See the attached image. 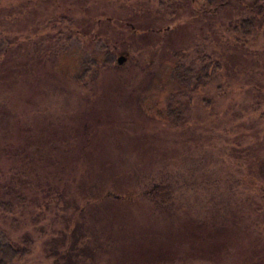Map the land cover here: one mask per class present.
I'll list each match as a JSON object with an SVG mask.
<instances>
[{"label": "rangeland", "instance_id": "rangeland-1", "mask_svg": "<svg viewBox=\"0 0 264 264\" xmlns=\"http://www.w3.org/2000/svg\"><path fill=\"white\" fill-rule=\"evenodd\" d=\"M70 1L0 0V53L28 40L0 56V242L30 239L16 264H51L70 200L101 183L80 230L114 245L108 264H264V20L245 38L234 3ZM156 7L154 33H129L127 9L142 27ZM179 60L199 85L174 80Z\"/></svg>", "mask_w": 264, "mask_h": 264}, {"label": "trees", "instance_id": "trees-1", "mask_svg": "<svg viewBox=\"0 0 264 264\" xmlns=\"http://www.w3.org/2000/svg\"><path fill=\"white\" fill-rule=\"evenodd\" d=\"M41 0H35V2H38ZM45 2H49V0H43ZM53 1V3L57 2H71L70 0H50ZM76 1V0H75ZM52 3V2H51ZM234 3V7L236 8H243L246 12V16H240L239 21H237V24L232 26V28L235 30V33L239 34L243 37H248L251 34L252 30H255L257 27H263V20H264V0H204L202 3L203 12L207 11L209 7H212L215 9L214 13H217L220 9H229V6ZM176 3H171L172 6L171 12H176ZM207 9V10H206ZM12 10L13 7L11 5H8L7 7L2 5L0 2V23L8 20H12L14 16H12ZM156 12L153 15H148L147 21H145V24L140 27V24L138 22H134V18L138 17L137 11H131L130 9H127V15L125 17L128 19L129 22H132L133 24L129 25V33L133 34V30L142 28V32L145 34V32H150L151 34L153 32L152 26L156 23V20L158 18H163L165 11L161 10L159 7H156L154 9ZM217 10V11H216ZM17 17V15H15ZM20 16V15H19ZM12 17V18H11ZM17 20V19H14ZM171 23V24H175ZM177 24V23H176ZM175 24V25H176ZM83 26H86L82 24ZM83 31H86V27L82 28ZM8 42L4 49H2V53H0V56L2 57L3 54L7 52H15L16 47H20V45H25L28 40H21L13 38L12 36L7 38ZM13 46V47H11ZM30 51H34L33 54H29V51H26V55L29 54V57L34 56L39 51V48L36 47L35 44L30 47ZM86 63H81V66L85 67ZM87 65V64H86ZM104 66H110L111 62L110 60H105L103 62ZM90 67V66H89ZM87 70V69H86ZM85 71V70H84ZM172 77L174 78L177 83H184L186 86H191V82L193 79L194 85H199L200 78L202 76L201 74L195 75V72L189 67L184 64V62H181L180 60L178 63L174 66V68L171 71ZM84 73H82V76ZM81 76V77H82ZM75 78L79 81H82V78H79V76H75ZM192 88H196V86H192ZM173 94L170 95V102L172 100ZM167 114L170 117H174V123L182 124V121L178 119L180 115H176L174 113V108L171 106V104L167 108ZM173 123V124H174ZM243 155L238 152H231V155ZM249 155H251L249 153ZM116 177V176H115ZM116 180V178H115ZM113 184H111V187L116 192L117 195H115L116 201H125V202H131L133 201L134 196H137L136 191L134 190H126L123 188L119 189L120 187L117 186L118 182L111 181ZM103 185H95L91 184L85 191L81 190L78 192L81 194L80 198L84 201V207L82 205H77L73 200H70V205H72L71 213L69 216V220L67 219L66 223L64 224L63 229H60L57 233L59 234L58 240H50V244L48 245L46 243L45 249H47V255L48 256H54V260L51 264H108V261H106V258L100 259L97 256V251L100 252L101 255H103L102 252H109L111 249H113L114 245L112 243H108L107 240L99 241L98 236H96V232L94 230L89 231L88 229L80 230L82 225H80V220L83 217L84 209H86L87 206H91L93 202L100 203L103 200H107L109 194L106 193V190H103ZM88 236V237H87ZM87 237V238H86ZM23 243L19 246H14L11 243H2L0 242V264H16L20 258L25 256L27 253H29L30 249L29 247V238H24ZM88 241V243L92 244V248H89V246H86V244H82V242ZM58 246H56L57 242ZM105 259V260H104Z\"/></svg>", "mask_w": 264, "mask_h": 264}, {"label": "water", "instance_id": "water-1", "mask_svg": "<svg viewBox=\"0 0 264 264\" xmlns=\"http://www.w3.org/2000/svg\"><path fill=\"white\" fill-rule=\"evenodd\" d=\"M123 59H124L123 56H119V57L116 58V61H115V62H116L117 64H121V63L123 62Z\"/></svg>", "mask_w": 264, "mask_h": 264}]
</instances>
